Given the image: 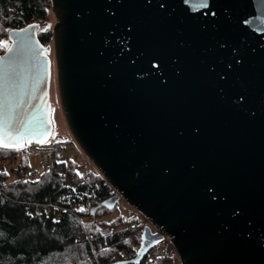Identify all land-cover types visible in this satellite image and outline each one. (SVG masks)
<instances>
[{"label": "water", "instance_id": "obj_1", "mask_svg": "<svg viewBox=\"0 0 264 264\" xmlns=\"http://www.w3.org/2000/svg\"><path fill=\"white\" fill-rule=\"evenodd\" d=\"M59 103L84 157L180 264H264V0H50ZM30 25L39 27L29 28ZM0 53V135L51 138V46ZM27 29V31H25ZM41 145V144H40Z\"/></svg>", "mask_w": 264, "mask_h": 264}, {"label": "trees", "instance_id": "obj_2", "mask_svg": "<svg viewBox=\"0 0 264 264\" xmlns=\"http://www.w3.org/2000/svg\"><path fill=\"white\" fill-rule=\"evenodd\" d=\"M50 8V0H0V40L7 37L12 28L37 22L41 24L37 33L39 41L43 45L49 44L52 40V27L48 20ZM45 28L47 30H42ZM3 49L4 46H0V53ZM66 144H72L81 155L71 139L60 136L51 144L55 152L50 168L37 178L29 177V164L24 155L14 168L6 165V160L16 158L18 151L0 148V264H95L89 258L90 245L81 239V229L72 216L63 214L58 217L45 212L41 215L27 214L24 207L27 202L55 199L62 192L64 177L61 172L67 171L69 176H75L77 164L70 159L67 165L62 162ZM9 173L16 174L14 182H7ZM80 187L90 192L83 216L88 232L94 236L93 246L100 264H116L119 261L115 255L133 239L131 232L116 229L120 224L117 218L108 217L107 213L115 207L102 205L114 192L94 168ZM106 218L112 220L106 222Z\"/></svg>", "mask_w": 264, "mask_h": 264}, {"label": "built area", "instance_id": "obj_3", "mask_svg": "<svg viewBox=\"0 0 264 264\" xmlns=\"http://www.w3.org/2000/svg\"><path fill=\"white\" fill-rule=\"evenodd\" d=\"M54 152L55 148L49 144L48 141L43 145L27 143L25 148L18 151L20 155L27 156L29 154H35L38 157L39 169L38 171L31 172L29 176L30 178L35 177L38 173L47 171L50 168ZM68 161V156L63 155L62 162L67 165ZM89 164L91 163L89 162ZM88 173L89 171L82 173L78 168L75 171V176H69L67 171L61 172L60 174L64 177L61 183L62 192L58 193L55 199L50 198L46 202H27L24 204V207L27 214L41 215L45 212L53 213L54 215H58V217L63 214L72 216L81 229V239H85L90 245L91 254L89 255V258L93 263L100 264L99 256L93 246L94 236L88 232L86 228V222L83 216L85 211H76L78 208H84L86 210V202L90 196V192L88 189H82L80 186H82L87 180ZM111 189L115 194L116 191L113 188ZM113 207L117 209V216L114 218H117L120 221V224L116 229L131 232V237L133 239L127 247L122 249L118 255H115V259L117 261L134 259L138 256V249L143 230L148 227L151 233H157L159 231L149 223L141 212L131 206L121 196H118ZM111 220L112 219L106 218L105 221L110 222ZM161 236V240L147 251L139 264H155L157 262H161V264H180L178 254L170 237L165 234H161Z\"/></svg>", "mask_w": 264, "mask_h": 264}, {"label": "rangeland", "instance_id": "obj_4", "mask_svg": "<svg viewBox=\"0 0 264 264\" xmlns=\"http://www.w3.org/2000/svg\"><path fill=\"white\" fill-rule=\"evenodd\" d=\"M48 20H49V25L51 27H53V24L56 22V18H55L54 13L52 12L51 8H50ZM0 41L7 44V42H9L8 36L4 37ZM49 45L51 46V51L48 54L49 58L51 60V82H50L51 118H52V121H54V123H53V132H52L51 138L49 139L48 143L52 144L54 141H57L60 138V136H64V137L71 139L73 141V143L75 144V141H74V139H73V137H72V135L68 129V126L65 122V118H64V115H63V112H62V109H61V106L59 103V96H58V90H57V77H56V68H55V60H54L52 40L49 43ZM5 48L6 47L4 46L3 51L5 50ZM76 147L79 149V151L81 152V155L84 157L85 155L82 153L80 148L77 145H76ZM65 155L68 156L70 161L75 162L77 164L78 170L82 173L85 171L86 172L91 171V169L93 168V166L91 164L90 165L88 164L89 160H87L84 157L87 160V162H88L87 163L72 144H66L65 145ZM24 157L28 160V164H29L28 172L31 173L33 171H38V169H39L38 157L35 154H29V155L24 156ZM24 157L18 153L16 158L7 159L6 165L12 166L15 168V167H17V165H19L21 163V161ZM97 173L100 175L99 172H97ZM39 175H40V173H38L35 178H37ZM8 178L9 179L7 180V182H14L17 179L16 174H10V173H9ZM116 212H117V209H115V208L112 209L111 213H107L108 217L113 218V217L117 216Z\"/></svg>", "mask_w": 264, "mask_h": 264}, {"label": "snow or ice", "instance_id": "obj_5", "mask_svg": "<svg viewBox=\"0 0 264 264\" xmlns=\"http://www.w3.org/2000/svg\"><path fill=\"white\" fill-rule=\"evenodd\" d=\"M34 27H39L35 25H30L29 28H34ZM42 30H47L42 29ZM27 31V29L25 30ZM0 46H5L6 44L4 42H0ZM54 111V110H53ZM49 124L54 123V121L49 120ZM23 126V118H17L15 122L12 123L11 127L15 129V133H6L5 135H0V148L7 149V150H15V151H20L21 149L25 148L27 146L28 141H26L25 137L22 135H19L20 128ZM48 135H52L49 133ZM47 142V137L44 139H41L39 143L41 145L45 144ZM42 176L45 175L44 173L41 174ZM27 183V181H26ZM34 183H39V181H35ZM76 211L79 212H84V208H78ZM127 243V241H125ZM104 251H108L105 249Z\"/></svg>", "mask_w": 264, "mask_h": 264}]
</instances>
